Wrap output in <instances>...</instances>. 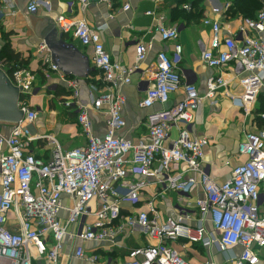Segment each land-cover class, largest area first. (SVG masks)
<instances>
[{
	"label": "built area",
	"instance_id": "obj_1",
	"mask_svg": "<svg viewBox=\"0 0 264 264\" xmlns=\"http://www.w3.org/2000/svg\"><path fill=\"white\" fill-rule=\"evenodd\" d=\"M98 1L112 8L116 0ZM70 2L84 10L90 4V0ZM49 7L48 0H33L27 10L38 15ZM14 9V0H0V21L12 16ZM130 10V5L123 6V12ZM203 23L211 29V40L201 54V62L220 72L207 79L204 94L194 84L183 83L178 70L183 51L178 29L164 25L157 28L161 40L173 45V56L166 52L156 56L153 84L141 103L148 110V141L132 143L118 136L126 128V99L120 89L131 83L132 72L114 62L105 49L102 33L106 27L95 28L86 20L76 21L65 15L55 21L61 35L90 51L92 73L96 75L89 77L92 82L88 104L80 100L81 80L67 78L53 64L45 43L39 48L46 55L43 78L49 81L57 75L70 90L69 98L61 103L67 108L76 107L77 122L87 141L84 147L63 152L52 136H30L27 128L38 117L29 106V99L36 93V75L26 68L11 75L0 66L20 90L19 108L24 113V120L13 125L9 136L0 130V264H60L67 240L75 243V259L95 264L98 257L87 255L77 242L114 243L126 229L139 230L157 244L133 249L126 260L117 264H187L171 247L177 241L204 246L213 242L223 254L240 247L241 254L230 259L229 264H260L257 251L264 249V215L260 214L258 203L264 183V131L245 136L238 154L246 160L233 169L229 180L219 184L212 176L211 166L203 162L208 139L193 136V123L201 105L207 101L216 106L218 96L230 98L246 114L255 111L264 84V10L256 19L243 20L233 31L225 29L220 20L205 18ZM151 49L150 44H138L137 63L145 62ZM229 68L241 93L228 90L222 73ZM178 93L181 101L168 106ZM158 106L161 109L155 110ZM92 113L106 118L103 137L94 134ZM173 130L177 131L174 140ZM35 141L54 147L49 160L37 157L31 149ZM134 176L143 179L134 180ZM149 177H155L165 191L191 193L200 188L204 198L196 202V208L201 224H185L186 214L177 220L162 221L152 202L147 204L148 211L126 217L118 224L122 203H139ZM11 213L18 224L15 232L7 228ZM208 217L218 234L213 240L203 225Z\"/></svg>",
	"mask_w": 264,
	"mask_h": 264
},
{
	"label": "crops",
	"instance_id": "obj_2",
	"mask_svg": "<svg viewBox=\"0 0 264 264\" xmlns=\"http://www.w3.org/2000/svg\"><path fill=\"white\" fill-rule=\"evenodd\" d=\"M14 1V14L0 21V53L3 49L2 33L7 34L11 49L27 62V69L36 75V93L33 95L36 97L29 99V106L38 113V117L33 125L27 128L30 136H52L63 152L84 147L87 141L77 122L76 107L67 108L61 103L63 99L65 101L69 98L70 90L57 75H53V79L49 81H46L42 75L46 55L41 53L39 48L45 43L46 36L56 29L57 17L65 15L76 21L86 20L95 28L106 27L102 33L105 49L114 62L132 72L131 83L120 89V93L126 99L123 108L126 128L118 133L119 137L126 138L132 143L149 139L145 127L148 110L142 108L141 103L153 84L156 56L161 52L173 56V45L161 40L157 32L158 26L164 25L178 29L179 44L182 45L183 50L178 70L182 74L183 83L194 84L201 94L205 93L207 79L212 75L220 74L219 71L209 69L201 62V54L203 50L209 48L211 40V29L204 25L203 20L205 18L220 20L225 29L230 28L233 31V27L225 25L228 5L223 0H163L159 3L154 0H116L112 8L99 3L98 0H90L85 10L79 4H72L70 0H48L50 7L41 9L38 15H32L27 10L29 3L33 0ZM124 5H130L131 10L123 12ZM149 12L153 15H147ZM223 34L227 35L225 30ZM64 39L77 46L90 59L89 50L84 49L71 37L64 36ZM237 39L241 40V35L237 34ZM140 43L150 44L152 49L145 62L139 64L136 47ZM5 61L6 59L0 60V66L4 69H6ZM230 69L222 73L228 84V90L231 93H241L239 82ZM91 82V78L80 81V100L84 104L90 102L89 84ZM260 95L264 99V84ZM181 99V93L174 95L168 106L175 105ZM217 100L216 106L206 101L196 112L193 136L208 139L203 162L211 166L215 181L222 184L230 179L233 169L245 161V158L238 154L239 144L245 136L248 133L264 131V112L257 113L259 104L254 114H246L228 97L218 96ZM157 109L161 107L158 106L155 110ZM91 115L94 121V134L97 137H103L106 134V118L103 114L92 113ZM12 128L13 125L0 123V130L6 136L11 134ZM176 137L177 131L173 130L171 139L174 140ZM31 149L37 157L49 160L54 147L46 142L35 141L31 144ZM133 178L134 180L143 179L137 176ZM145 180L147 185L142 200L136 204L122 203V219L118 224L123 223L126 217H135L141 212L148 211L147 204L150 202L155 205L162 221L169 218L177 220L186 214L188 217L184 218L185 224L192 227L201 224V215L196 208V202L204 198L200 188L191 193L171 192L161 188L155 177ZM260 195L259 211L261 215H264V183L260 187ZM63 201L65 205H69L67 198ZM65 216L63 212L61 217ZM203 225L210 239L217 238V231L209 217L205 218ZM7 228L13 232L18 230L14 213L9 215ZM155 244H157L155 240L139 230L130 229H126L114 243L77 242V245L84 247L87 255L98 257V262L95 264H117L126 260L131 250ZM74 247L75 243L66 241L60 264H90L74 258ZM171 247L181 254L187 264H229L230 259L241 254L240 247L233 249L229 254H223L213 242L204 246L177 241L172 242ZM258 255L260 264H264V249L258 251Z\"/></svg>",
	"mask_w": 264,
	"mask_h": 264
},
{
	"label": "water",
	"instance_id": "obj_3",
	"mask_svg": "<svg viewBox=\"0 0 264 264\" xmlns=\"http://www.w3.org/2000/svg\"><path fill=\"white\" fill-rule=\"evenodd\" d=\"M52 62L67 77L87 80L93 69L89 57L77 46L65 41L56 29L45 38ZM21 92L0 68V123L19 125L24 120V113L19 108Z\"/></svg>",
	"mask_w": 264,
	"mask_h": 264
},
{
	"label": "trees",
	"instance_id": "obj_4",
	"mask_svg": "<svg viewBox=\"0 0 264 264\" xmlns=\"http://www.w3.org/2000/svg\"><path fill=\"white\" fill-rule=\"evenodd\" d=\"M229 4V7L225 13L226 19H256L259 11L264 10V0H223ZM3 42V49L0 53V60L6 59L5 68L9 74H13L20 68L27 69V62L21 59L19 54H16L12 49L10 43H8L9 35L3 34L1 36ZM94 76L96 73L93 74ZM259 109L257 113H263L261 108L264 106L263 96L259 94ZM260 125V124H259Z\"/></svg>",
	"mask_w": 264,
	"mask_h": 264
},
{
	"label": "rangeland",
	"instance_id": "obj_5",
	"mask_svg": "<svg viewBox=\"0 0 264 264\" xmlns=\"http://www.w3.org/2000/svg\"><path fill=\"white\" fill-rule=\"evenodd\" d=\"M220 3L222 4V2L220 1ZM224 3H226V2H224ZM227 5H228V7H229V4L228 3H226ZM262 11V10H261ZM260 12V11H259ZM258 12V13H259ZM244 19H237V20H230V19H225V25L226 26H230V27H233V30L234 29H236L237 30V27L241 24V22L243 21ZM36 96H32L31 98H30V100L31 99H33V98H35ZM32 103H33V101H32ZM234 103V102H233ZM258 104H259V101L257 100V104H256V107L258 106ZM259 107V106H258ZM261 110H263V112H264V106L261 108ZM256 112V108H255V111H254V113ZM253 113V114H254ZM50 120H52L51 118H50ZM53 121V120H52ZM245 160H246V158H245ZM258 251H260V250H258ZM258 251H257V253H258Z\"/></svg>",
	"mask_w": 264,
	"mask_h": 264
}]
</instances>
